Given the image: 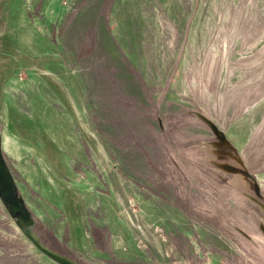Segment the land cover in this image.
<instances>
[{"label": "rangeland", "instance_id": "rangeland-1", "mask_svg": "<svg viewBox=\"0 0 264 264\" xmlns=\"http://www.w3.org/2000/svg\"><path fill=\"white\" fill-rule=\"evenodd\" d=\"M0 150L79 264H264V0H0Z\"/></svg>", "mask_w": 264, "mask_h": 264}, {"label": "water", "instance_id": "water-1", "mask_svg": "<svg viewBox=\"0 0 264 264\" xmlns=\"http://www.w3.org/2000/svg\"><path fill=\"white\" fill-rule=\"evenodd\" d=\"M208 126L217 138L223 139L224 135L212 122L207 121ZM0 200L5 206L7 212L16 222L20 230L33 242V244L59 264H79L73 258L61 254L47 245L43 244L32 226L34 220L22 197L18 194L12 175L7 168L0 150Z\"/></svg>", "mask_w": 264, "mask_h": 264}]
</instances>
